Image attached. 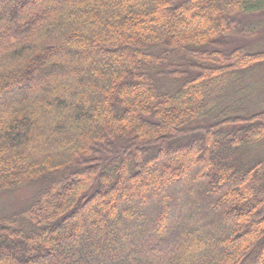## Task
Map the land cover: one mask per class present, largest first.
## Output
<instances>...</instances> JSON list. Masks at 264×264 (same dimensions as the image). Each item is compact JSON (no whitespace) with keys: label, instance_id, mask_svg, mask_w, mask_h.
Listing matches in <instances>:
<instances>
[{"label":"trees","instance_id":"trees-1","mask_svg":"<svg viewBox=\"0 0 264 264\" xmlns=\"http://www.w3.org/2000/svg\"><path fill=\"white\" fill-rule=\"evenodd\" d=\"M0 2L9 20L45 17L10 48L0 39V103L18 100L0 110V195L32 192L0 213V264H71L57 245L76 264L263 261L264 107H244L240 83L264 51L232 35H256L243 18L264 0ZM192 188L203 236L187 257L192 227L172 217L188 215ZM106 201L101 242L105 218L81 214Z\"/></svg>","mask_w":264,"mask_h":264},{"label":"rangeland","instance_id":"rangeland-1","mask_svg":"<svg viewBox=\"0 0 264 264\" xmlns=\"http://www.w3.org/2000/svg\"><path fill=\"white\" fill-rule=\"evenodd\" d=\"M49 1V0H47ZM56 5H60V6H64L66 7L68 2L73 1V0H55ZM1 4V2H0ZM41 7L46 6L45 4H41ZM5 8H1L0 9V39H3L4 41V45L5 48H10L13 45H15V43H17L18 41L24 40L25 38L30 37V35L32 36L34 33L39 32L38 28H42L44 26L43 21H45V17L44 16H38V17H31L30 21H14L13 18H7V16H5V14H3V10ZM50 9V8H48ZM205 9L202 8H198L199 12H202ZM55 9L52 8L49 11V14L55 13ZM250 21V25L251 28L256 29V35L254 37H251L250 39H244L243 37L240 36L239 32H236L232 35V37L235 38H240L242 40L241 44L242 45H252L253 51H264V13L255 16L253 18H243V22L246 23ZM22 25V26H20ZM21 83H18L17 87H21ZM241 88L244 89V96L243 98L240 100L241 104H243L244 107H249L251 109H257L261 110L264 107V67L261 66L259 68H256L255 70H253L252 72H250V74H247L245 76V78L241 81L240 83ZM17 100V99H16ZM13 99V101L10 102H2L0 103V110L5 112V117H9L11 115H13L14 111H15V107L13 102L16 101ZM18 101V100H17ZM195 134V133H194ZM199 161L196 162V164ZM184 170V168L182 166L177 165L175 167V171L176 173H181ZM178 175H175V177H177ZM210 178V177H209ZM140 179V178H139ZM141 181L137 182L136 186L138 187L139 185H141ZM136 187V188H137ZM177 193H181V190L179 192L176 191ZM31 190L28 189H21L19 191L16 192H12V193H5L0 195V213H12V212H18L20 210H22L23 208L26 207V204L28 203V199L30 198L31 195ZM202 192H199L198 190L196 191L194 188H192L191 190H189V195H186L189 200L190 203L188 204L187 210H188V215H177V213L172 217L173 219H175V221L177 220V222H179V224H187L188 226L190 225L192 227V229L189 230V234L188 237L190 236L192 240H190V242H186L184 243V250H182V255L183 256H187L189 255V252L191 251H200V242L197 240V238L199 236H203L202 232L199 231V226H198V220L199 217L198 213H196L195 211V207L197 206V208L199 206L202 207L203 204L199 203V202H195V197H197V199H204V195L201 194ZM178 194V195H179ZM200 195V196H199ZM208 196V195H207ZM182 199V197H180ZM209 200V198H208ZM210 201V200H209ZM132 203L131 200L127 199L124 201V205L130 204ZM104 208L103 210L94 208L93 211H91L92 213H88V217L86 216V214H81V218L83 219L84 222H86V226H90L91 224H94L93 221H91V219L94 216L97 217H101V218H105L104 220L106 221L105 224L103 225L102 230L100 231V236H98L97 238L100 239L101 242L103 238H105L107 235H112L114 232L113 230V224L111 223L110 225L107 224L108 220H106L107 215L109 210L112 209V207H114L113 202L110 201H106L104 203ZM200 208V207H199ZM94 212V213H93ZM91 214V215H90ZM219 221H216L215 225H212L211 228L213 229H218L222 230L218 224ZM196 226H198L196 228ZM144 240V239H142ZM99 241V240H98ZM115 244V243H114ZM113 244V245H114ZM57 245V244H56ZM166 247V246H165ZM67 248H72V250L76 249L77 252L79 253H83V251H87V249L85 248V246L82 247H70L68 246ZM168 248V247H166ZM149 257L154 258V254L156 253V251H147L146 252ZM55 254L57 255V257L59 259H66L67 261L71 260L69 258H72L73 262H71V264H76L77 262L80 261V259L78 257H76V255H71V251H66V250H62L60 245H57V248L55 250ZM77 254V253H76ZM200 254L203 255V253L201 252ZM223 254H228V251L223 250V252H218L215 254L216 259L220 258L221 255ZM159 255V254H158ZM46 259V258H45ZM156 259V258H154ZM49 260V259H48ZM46 262H41L38 264H45ZM4 264H17L16 260L13 261H9L6 262ZM166 264H177V261L172 260L170 261V263H166ZM218 264V263H215ZM260 264H264V259L263 261H261Z\"/></svg>","mask_w":264,"mask_h":264}]
</instances>
